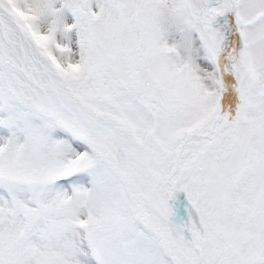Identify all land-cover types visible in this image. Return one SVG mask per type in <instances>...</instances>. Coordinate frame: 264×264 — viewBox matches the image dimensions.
Segmentation results:
<instances>
[{
    "label": "snow or ice",
    "instance_id": "6c2138e0",
    "mask_svg": "<svg viewBox=\"0 0 264 264\" xmlns=\"http://www.w3.org/2000/svg\"><path fill=\"white\" fill-rule=\"evenodd\" d=\"M0 264H264V0H0Z\"/></svg>",
    "mask_w": 264,
    "mask_h": 264
}]
</instances>
